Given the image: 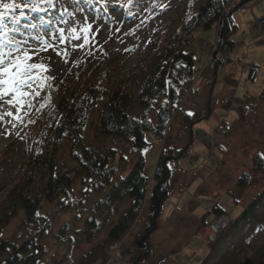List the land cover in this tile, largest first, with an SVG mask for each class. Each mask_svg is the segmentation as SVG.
Returning a JSON list of instances; mask_svg holds the SVG:
<instances>
[{"label":"rangeland","instance_id":"1","mask_svg":"<svg viewBox=\"0 0 264 264\" xmlns=\"http://www.w3.org/2000/svg\"><path fill=\"white\" fill-rule=\"evenodd\" d=\"M161 1L153 6V0H139L138 5L128 7L127 0H107L106 4L105 0H68V3L73 4L74 7L78 5L89 21L93 18L97 22L102 20L103 23L99 26L103 29V34L99 36V43L93 39L91 45L83 51L76 48L79 42L69 39L67 42L69 63H63L51 50L47 54L41 53L44 62H47L49 57L53 61L48 65L49 87L46 92H41L43 100L34 101L36 110L31 108L27 110L25 121L29 118L28 112L37 115L39 109L47 108L44 99L52 85L56 87L55 92L60 96L73 79L79 81L87 80V77L89 80L95 79V75L107 65L111 67L104 77V83L112 88L120 85L134 98L136 91L132 83L133 73L153 54L151 51L156 48L160 40L161 26L175 23L179 19V3L182 1ZM242 1L234 0L232 7H238L229 12V16L237 26L230 38V41L236 45L233 50L226 51L223 47L224 43L222 41L221 44L219 43V28L195 34L190 51L196 58L198 72L181 90V101L170 119L169 130L164 137L161 139L152 133L146 134L145 141L149 147L142 153L145 166L140 174L145 184L138 181L136 186L134 185L135 190L142 188L141 197L137 199L132 197V200L117 204L111 225L113 226L138 200L134 207L135 220L127 233L115 243L106 264L127 263L133 253L137 252L134 244L139 237H141L139 246L145 249L143 254L148 247L151 251L150 257L144 264H161L166 260V264L200 263L208 255L207 243L211 241L209 238L215 236L209 234L207 227L200 225L203 224V219L210 224L216 222L223 224L222 221H225L226 230L231 219L236 220L242 213L243 207L248 205L258 190L264 187V171L255 172L253 166L255 154L260 153L264 156V101L261 99L264 92V0H252L240 6L245 0ZM61 2L64 0H57L58 6ZM102 5L108 8L107 13L104 12ZM158 6H163L162 10H159ZM69 11L72 9L70 8ZM40 15L45 19L51 18L54 27L85 26L84 15L80 14L75 17H65L69 23L60 25L55 23L60 15L58 10L33 15L37 22ZM72 19L77 23L72 24ZM6 23L11 26L10 20ZM22 23L26 24L28 21ZM95 26L97 25L94 24ZM117 29L119 31H115ZM21 31L25 36L31 35L37 39L40 36L47 39L52 35V29L47 25L37 29L21 26ZM30 46L36 47V41L33 40ZM258 67L259 72H257ZM254 73L257 75L252 80ZM202 87L206 92L208 91L206 102L200 104L196 120L192 124H187L186 115L190 114L187 111L191 110L186 105L188 102L193 104L198 101L192 98L196 91L200 89L201 92L203 91ZM42 103L44 107L40 108ZM135 104L134 102L135 114L139 115L141 111L136 109ZM4 110H9L7 105L4 106ZM98 118V112L91 116L85 132V144L116 149L119 154L116 155L112 165L117 168L118 173L114 181L121 175L127 177L134 172L141 154L122 140L101 136L98 130ZM150 119L155 121V113L151 114ZM5 126L6 124L0 125V156H4L0 161V205L16 184L30 151L29 139H24L26 133L23 131L27 126L20 129L24 134L23 138H19L15 133L5 137ZM191 132L194 135L192 146L181 158L178 159L176 156L170 165L173 173L169 178L170 181L166 179L165 183L168 181L171 196L168 197L167 204L165 202L160 207L156 228L153 227V230L145 234L152 214L150 197L160 182L157 183L154 176L161 152L168 148L167 150L175 153L185 145L187 147ZM62 159L68 164V169L73 168L66 155H63ZM245 173L253 180L248 188L239 185V180ZM76 190L77 198L81 199L80 187L77 186ZM102 196V192H94L85 204L91 206ZM169 200L173 204L168 202ZM216 204L225 213L215 215ZM177 208L180 210L176 211ZM165 213L168 214L166 218ZM72 217L73 212H70L58 218L55 230L71 221ZM80 224L75 227L78 228ZM16 225L17 223H14L8 232L10 233ZM225 230L221 231L218 237ZM168 232L175 236L174 238H178L164 245ZM105 235L106 232L102 238ZM179 240L181 243L178 244ZM49 247L51 250L54 249L52 245ZM126 249H130L131 253L127 258ZM89 251L90 246L79 245L74 250V256Z\"/></svg>","mask_w":264,"mask_h":264},{"label":"trees","instance_id":"2","mask_svg":"<svg viewBox=\"0 0 264 264\" xmlns=\"http://www.w3.org/2000/svg\"><path fill=\"white\" fill-rule=\"evenodd\" d=\"M138 1L127 0L126 5L132 7L138 5ZM180 1L178 21L161 26L160 40L151 51L153 54L133 73L134 98L120 85L112 88L104 83L111 67L107 65L95 75V79H73L60 96L52 85L44 99L47 105L45 111L39 109L37 115L30 116L37 122L31 126L26 124L23 130L26 133L24 139L30 142L28 157L16 184L0 205V264L108 262L115 243L127 233L135 220L134 207L138 200L111 225L117 204L132 200V197H141L142 188L135 190L134 185L138 181L145 184L140 174L145 166L142 153L149 147L145 141L146 134L152 133L161 139L164 137L181 101V90L198 72L196 58L190 51L195 34L219 28V43H224L225 50L236 47L230 41L237 29L229 16V12L238 7H232L234 0ZM18 2L26 3L28 0ZM161 2L153 0L152 5ZM158 7L162 10L163 6ZM256 75L254 73L251 79H255ZM261 99L264 101V92ZM134 102L136 109L141 111L139 115L135 114ZM97 112L101 136L122 140L141 154L134 172L127 177L121 175L114 181L118 173L112 165L119 154L116 149L85 144L86 129L91 116ZM154 113L155 121L150 119ZM186 120L187 124H192L196 115H186ZM180 153L167 149L161 152L154 176L157 183L162 177L163 160ZM63 155L73 168H67ZM3 159L1 155L0 161ZM253 166L255 172H263L264 156L255 154ZM252 182V177L245 173L239 185L248 188ZM77 186L81 189V199L76 195ZM94 192H102L103 196L87 206L85 203ZM169 196L168 181L159 188L157 196L151 195L152 214L145 234L153 230L157 199L163 205ZM70 212H73L72 220L56 231L58 218ZM222 213L225 211L216 204L215 215ZM203 220L201 226L210 224ZM14 223L17 225L9 233ZM140 238L134 244L137 252L125 264H144L150 257L149 247L143 254L145 249L139 246ZM49 245L54 249L51 250ZM79 245L90 246V251L74 256V250ZM207 246L208 255L200 264H264V187L243 207L240 216L236 220L231 219L228 228L215 241H209ZM126 250L127 258L131 253L130 249Z\"/></svg>","mask_w":264,"mask_h":264},{"label":"snow or ice","instance_id":"3","mask_svg":"<svg viewBox=\"0 0 264 264\" xmlns=\"http://www.w3.org/2000/svg\"><path fill=\"white\" fill-rule=\"evenodd\" d=\"M106 2L107 0L105 4ZM102 7L107 13L108 8L103 5ZM70 8L72 11H69ZM54 9L60 12L56 25L69 23L65 17H75L80 14L84 15L85 26L54 27L51 18L45 19L43 15H40L37 22L29 15V13L47 14ZM7 20L11 21V26L6 23ZM23 21L28 23L23 24ZM71 23L77 22L72 19ZM102 23V20L97 22L95 18L89 21L79 6L74 7L73 4L68 3V0H64L59 6L57 0H28L26 3L18 2V0H10V2L0 0V125L6 124L5 137L15 133L19 138H23L24 134L20 129L26 124L31 126L37 122L30 119V112L26 122L25 113L30 108L36 110L34 105L36 99L43 100L41 92H46L49 87L48 65L53 63L50 57L47 62H44L41 53L47 54L51 50L63 63H69L68 40L79 42L76 48L83 51L91 45L93 39L99 43V36L103 34V29L99 25ZM94 24L97 26L94 27ZM45 25L52 29V35L47 39L43 36L39 39L31 35L25 36L21 31V26L37 29ZM33 40L36 41V47L30 46ZM37 60L40 62H36ZM5 105L9 110H4ZM43 107L42 103L40 108Z\"/></svg>","mask_w":264,"mask_h":264},{"label":"crops","instance_id":"4","mask_svg":"<svg viewBox=\"0 0 264 264\" xmlns=\"http://www.w3.org/2000/svg\"><path fill=\"white\" fill-rule=\"evenodd\" d=\"M203 80H205V79H203ZM203 88V87H202ZM203 91V94H202V92H201V89L199 90V91H196L195 93H194V97L192 98V99H196V100H198L197 102H194L193 104H190L189 102L187 103V105H186V107L188 108V109H190L191 111H187V112H189L190 114L189 115H196L197 113H198V109L201 107L200 106V104H204L205 102H206V98H207V95H208V91L206 92L205 90H204V88L202 89ZM191 99V100H192ZM190 100V99H189ZM191 106V107H188V106ZM170 193H171V190H170ZM168 202H171L170 200L168 201ZM172 204H173V202H171ZM166 204H167V202H166ZM165 204V205H166ZM169 206H171V204H169ZM169 206H168V208L167 209H169ZM164 208H165V206H164ZM180 209L179 208H177V210L176 211H179ZM180 212H182V211H180ZM184 215H186V213H184V212H182ZM165 215V218H166V215H168V214H164ZM178 216H179V214H178ZM175 217V216H174ZM181 217V216H180ZM200 225H202L201 223H200ZM164 226V224H162L161 225V227H163ZM161 231V230H160ZM175 237V236H174ZM171 234H170V232H168L167 233V236H166V240H165V242H164V245L166 244L167 245V242H169V241H173V240H175V239H177V238H174ZM179 243H181V240H179V242H178V244ZM175 251V250H174ZM173 251V252H174ZM170 253H172V251L170 252ZM171 255V254H170ZM204 260V259H203ZM202 260V261H203ZM201 261V262H202ZM200 262V263H201ZM167 263V260L166 261H164V262H162L161 264H166ZM200 263H197V264H200Z\"/></svg>","mask_w":264,"mask_h":264},{"label":"water","instance_id":"5","mask_svg":"<svg viewBox=\"0 0 264 264\" xmlns=\"http://www.w3.org/2000/svg\"><path fill=\"white\" fill-rule=\"evenodd\" d=\"M252 0H245L244 2H243V4H240V6L241 5H244V4H246V3H249V2H251ZM237 9V8H236ZM235 9V10H236ZM217 68V67H216ZM215 68V69H216ZM215 77H216V73H215ZM211 90H213V88L211 89ZM212 93V92H211ZM193 133L191 132V139H190V143H189V145L186 147V149L177 157L178 159L179 158H181L185 153H186V151L188 150V148L191 146V144H192V142H193ZM171 159H173V158H167V159H165L163 162H162V166L164 167V170H163V173H162V177H161V180H160V182L157 184V186H156V188H155V190H154V192H153V196H157V192H158V190H159V188L162 186V185H164V183H165V181H166V179H167V176H168V171H167V169L165 168V165H166V163L168 162V161H170ZM160 207H161V202H160V200H158L157 199V201H156V213H155V216L153 217V224H154V228H156V221H157V219H158V217H159V213H160Z\"/></svg>","mask_w":264,"mask_h":264},{"label":"bare ground","instance_id":"6","mask_svg":"<svg viewBox=\"0 0 264 264\" xmlns=\"http://www.w3.org/2000/svg\"><path fill=\"white\" fill-rule=\"evenodd\" d=\"M191 146H192V144H191ZM190 146V147H191ZM168 149V148H167ZM186 149V145L184 146V148H182L180 151H181V153L184 151ZM188 151V150H187ZM187 151H186V153H187ZM180 153V154H181ZM179 154V155H180ZM178 155V156H179ZM167 158H173V159H171L170 161H168L167 163H166V165H165V168L167 169V171H168V176H167V179H169L170 177H171V174L173 173V170H172V168L170 167V165H171V163H172V161H174V158H176V156H170V157H166L165 159H167ZM164 159V160H165ZM163 160V161H164ZM168 164H169V166H168ZM163 167V166H162ZM163 170H164V167H163ZM163 172V171H162ZM169 181H170V179H169ZM214 223H212V224H209V225H206L205 227H207L208 228V231H209V227L211 226V225H213ZM225 230V229H224ZM209 234H210V231H209ZM218 238V236L214 239V240H212V239H210L209 238V240H211V241H215L216 239Z\"/></svg>","mask_w":264,"mask_h":264},{"label":"built area","instance_id":"7","mask_svg":"<svg viewBox=\"0 0 264 264\" xmlns=\"http://www.w3.org/2000/svg\"><path fill=\"white\" fill-rule=\"evenodd\" d=\"M222 222L223 224L216 222L209 227L210 234H215V236L210 239L214 240V238L217 237L220 234V232L226 228L227 223L225 221Z\"/></svg>","mask_w":264,"mask_h":264}]
</instances>
